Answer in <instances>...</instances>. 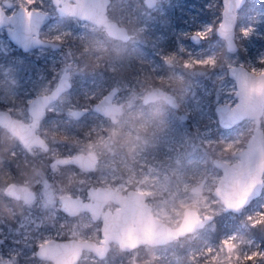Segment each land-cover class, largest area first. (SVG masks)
Returning a JSON list of instances; mask_svg holds the SVG:
<instances>
[{"label": "rangeland", "instance_id": "rangeland-1", "mask_svg": "<svg viewBox=\"0 0 264 264\" xmlns=\"http://www.w3.org/2000/svg\"><path fill=\"white\" fill-rule=\"evenodd\" d=\"M112 1L110 10L119 11L115 20L133 30L136 19L138 25L143 28L142 35H138L125 46H117L123 47L125 51L110 64L112 68L122 70L130 63L135 79L129 76L117 80L109 73L100 75L97 79L92 76H89L90 79L86 76L73 77L74 67L86 59H76V54L81 52L84 45H88L91 50L97 45L108 43L98 36L101 32L89 22L77 20L66 25L57 23L58 13L51 0H39L33 7L52 18L40 30V36L60 44L59 50L39 48L24 53L12 44L5 29H0V100H9L7 105L0 103L1 109L29 122L27 103L36 95L48 93L66 68L70 72L72 83L71 89L50 105L49 110L54 116L44 120L39 129L50 145L47 152L39 148L27 150L15 137L10 141L9 132L0 127V149H8L0 151V204L15 212L16 201H27L6 195L3 190L9 183L26 186L36 194L32 202L27 201L23 215L17 216L18 223L4 222L0 217V264H6L7 261L10 264H52L33 255L37 245L51 239L100 241L101 220L93 221L87 211H81L76 216L66 214L60 209L59 198L67 194L87 200L89 188L97 186L111 187L126 193L130 189L125 183L128 173L121 163L115 162L120 160L121 152H117L112 158L114 163H99L94 171L83 172L73 164L71 158L78 153H87L85 146L88 139L84 141L80 136L73 134L77 140L72 144L60 134L64 135L70 125L74 129L87 125V132L93 135L99 131L102 124L106 123L104 117L90 112L84 120L76 121L69 112L81 108L77 99L83 102L101 99L104 90H107L111 83L121 88L122 92L114 101L124 104L123 111H138L145 116L152 105L144 106L141 103L142 90L153 84V79L163 81L169 75H184L191 85L192 100L178 114L172 108L166 107L164 125H150L152 134L145 137L149 146L141 151L134 164L138 185L135 190L142 188L153 193L161 191L165 198L172 197L170 202L156 195L147 198L154 214L166 211L169 216L174 215L172 205L177 199L189 196L191 189L202 181L206 182L202 193L213 189L217 178L221 176L220 169L213 164L214 159L234 163L226 152L219 151L220 142L238 139L237 133L243 130L242 125L246 126L251 120L247 119L231 129H224L218 122L215 106L235 99L233 95H229L235 87V82L227 74L228 65L250 64L259 67L258 60L264 57V0H246L239 10L236 29L239 50L234 54L227 53L225 42L221 38L217 35V38H214L215 30L207 39L198 43L189 40L191 34L202 31L207 26L215 29L221 19V0H157V6L152 10L148 11L142 7L132 10L133 17L126 14L127 0ZM0 3H3V0H0ZM16 8L13 3V10ZM11 11L7 10L8 13ZM241 27L253 29L248 38L240 37ZM65 32L70 35L63 36ZM56 35H62V41L56 42ZM77 45L78 50L71 48ZM142 45L146 48L141 47ZM92 54L95 55L94 51ZM209 56L220 58L222 66L214 73L188 72L182 67L186 60H199ZM166 57L175 58L171 65L166 63ZM181 57L182 61L179 60ZM138 59L144 61L140 72L135 70ZM69 65L71 67H68ZM10 97L13 99L10 100ZM93 104L86 108L91 110ZM182 115L186 118L182 119ZM125 132L135 135V129L127 125ZM61 159H66L69 163L57 164L53 169L51 163ZM140 181H143V184H140ZM106 207L111 211L117 208L112 203ZM261 210H264V186L261 196L253 200L240 214L223 212L222 205H216L219 214L213 222L184 239L157 249L164 257L162 264H189V258H192L195 264H203L207 259L203 256L204 250H219L221 240L233 234L237 235L239 252H251L258 247L264 251V227L252 228L246 219ZM46 218L53 222V227L41 226L46 222ZM249 240L254 241L251 247ZM139 252L143 257L142 248ZM197 256L200 259H195ZM130 257L131 253L120 254L117 246L113 244L106 259H97L93 253L84 252L78 264H130ZM258 264H264V261Z\"/></svg>", "mask_w": 264, "mask_h": 264}, {"label": "snow or ice", "instance_id": "snow-or-ice-1", "mask_svg": "<svg viewBox=\"0 0 264 264\" xmlns=\"http://www.w3.org/2000/svg\"><path fill=\"white\" fill-rule=\"evenodd\" d=\"M39 0H3V6L0 7V24L5 23L13 16H6L5 6L12 7L13 3L19 9L22 19L29 32L34 34L35 42L44 44L50 41H44L39 38L38 27L45 19V14L40 9L33 7ZM56 11L62 15H78L81 20H91L104 27L110 35L117 31L116 25H109L104 18V2L103 0H83V6L72 3V0H52ZM153 0H148L147 6L151 7ZM239 0H223L222 16L220 22L215 29L207 26L204 30L193 34L194 39H207L209 34L214 30L217 34L231 42L234 32L235 12L239 8ZM122 31V30H121ZM252 28L242 30V35L247 36L252 32ZM70 35L69 32L63 33V36ZM62 35H56L54 40L60 42ZM127 39V37H124ZM69 55H71L69 51ZM174 57H166V63H172ZM215 63L214 59L207 57L204 59L186 60L183 67L190 69L193 66L204 67L211 66ZM259 67L253 65L239 64L231 68L232 78L235 81V87L229 95H233L235 99L225 102L222 109L225 118L229 124H236L254 115L264 113V57L258 60ZM68 67H71L69 65ZM70 75L66 68L59 76V80L52 98L58 96L62 91L69 87ZM115 91L103 96L97 101L96 110L102 111L105 115L115 119L121 109L111 104ZM156 94L152 98H155ZM48 97H45L47 101ZM148 98L145 99V103ZM87 111V109H84ZM82 113L80 111H71L70 115L78 118ZM30 134L28 129L24 130L21 139L24 140L26 135ZM254 150L248 153L241 152L238 155V163L234 166L220 165L224 169L223 175L217 178L213 189H209L210 193H214L216 200L222 205V211L242 210L253 197L254 193L261 186H264V125L257 122L256 132L252 138ZM233 144L227 143L224 151H232ZM83 159V158H82ZM88 160L95 164V157L90 152ZM69 161L61 159L52 164L55 169L57 164H68ZM84 166V165H82ZM91 167V165H88ZM205 183H201L198 187L191 189V202L180 201L179 208H174L173 212L178 219L171 220L166 211L153 213L145 203L146 198L152 197L154 193L150 190L137 188L135 192L129 193L127 197L118 198L120 207L117 209L116 216L112 219L113 224H118L123 220L128 225L127 239L129 247L135 246L138 242L137 235H141L146 239H150L153 235H164L173 239H179L185 235H190L197 229L202 228L204 224L212 220V217L200 213L201 193L204 190ZM187 185L185 191H187ZM219 214V213H218ZM248 224L252 228L264 227V210L257 211L253 215L246 217ZM166 222H170L173 226L167 227ZM237 235L233 234L221 240L219 250L207 248L204 250L203 256L207 257L203 264H258L264 261V251L253 250L251 252L241 253L238 251ZM254 243L249 240V247ZM45 244L37 245L38 249H44ZM223 255H220V253ZM41 251V255H43ZM195 259H200L197 256ZM6 264H10L9 261Z\"/></svg>", "mask_w": 264, "mask_h": 264}, {"label": "clouds", "instance_id": "clouds-1", "mask_svg": "<svg viewBox=\"0 0 264 264\" xmlns=\"http://www.w3.org/2000/svg\"><path fill=\"white\" fill-rule=\"evenodd\" d=\"M148 0H127L126 4V14L129 17H133L131 11L135 8L141 7V5L147 6ZM245 0H239V5L242 6ZM72 3L83 6V0H72ZM155 0H153V4ZM58 19L57 23H61L66 25L68 22H76L79 20L78 15H62L58 11ZM222 16V13H221ZM111 19V18H110ZM113 23H117L118 21H112ZM235 24V19H234ZM93 27L104 34L105 39L111 40L110 34L104 31V27L100 24L93 23ZM251 28V27H247ZM246 29L245 27H241L239 30L240 37L248 38L247 36L242 35V30ZM125 33H127L129 40L136 38L138 35H142L143 28L138 25L136 19L134 21V29L129 30L128 27L124 29ZM219 37L223 38L222 35ZM55 38V37H54ZM126 43V42H125ZM95 53L93 55L92 53ZM125 49L123 47H117L113 44L109 47L108 44H100L95 46L90 50L88 45H84L82 47L81 52L76 54V59L81 60L82 57H86L83 59L80 65H77L73 69V77L84 78V76H94L97 74L104 73L105 70L108 71L113 77L117 80H122L124 77L132 76L134 79L136 76L133 75V67L131 64H127L122 70L114 69L110 66L111 62L115 59L121 57L124 53ZM227 53L231 54L236 51V46L233 44L232 40L229 42L227 40ZM214 59L215 63L211 66L197 67L193 66L190 69H186L188 72L199 71L203 74L205 71L209 73H214L217 68L221 67L220 58L217 56H209ZM225 64L227 63V57L224 58ZM171 65V63H168ZM144 65L143 60L136 61V72L142 71ZM183 67V66H182ZM228 67H231L228 65ZM164 89L168 91L165 92ZM191 85L190 82L185 78L184 75L172 76L169 75L164 78L163 81L156 80L155 83L150 84L147 88L142 90L141 102L145 103V99L148 98V102L146 105L151 103L152 107L150 108L148 115L145 116L142 113L130 112V111H120V114L113 119L111 116H107L106 123H103L100 130L96 131L93 135L91 132L85 133L88 137L87 145L85 146V150L88 153H92L95 157V161L97 164L104 163L105 165L109 163H114L113 157L117 152H121L120 160L115 161L122 164V167L125 169L128 175L126 176L125 183L130 186L131 191L134 192L135 187H137V177L134 169V164L136 162V158L140 155L141 151L149 146V141L145 138L147 135H151L150 125L155 124L157 126H162L165 123V108L168 107V95H175L176 102L171 105L172 110L178 114L180 110L186 106V104L192 100L190 95ZM159 94L162 96V99L152 98L153 95ZM53 95V94H52ZM155 96V97H156ZM13 99L10 97V100ZM0 103L9 104V100H0ZM126 108V106H125ZM260 122L264 125V113H261L259 116L253 118L251 123H248L246 126H243V130L237 133L238 139H233L229 141L220 142V152H225L224 148L227 143L233 144V150L226 152L229 157L234 161L233 165L238 163V155L241 152L248 153L254 150V146L252 145V138L256 132L257 122ZM129 126L135 129V135H129L125 132V127ZM6 131V130H5ZM8 139L11 141L15 139L8 134ZM47 151V149H45ZM0 151H8L7 148L0 149ZM95 170V168L93 169ZM35 175V173H33ZM140 184H143V181H140ZM154 195L161 197V199H167L169 202L172 197L165 198L161 191H157ZM192 194L189 196H185L182 199H177L176 203L172 205L174 208H179V204L181 200L185 202H191ZM17 204L15 212L12 209L7 207L4 204H0V217L4 219V222L18 223L17 216H22L24 208L27 206V201H16ZM219 203L216 200L214 193H201V202H200V213L201 215H209L212 217V220L218 215L216 211V205ZM215 213V214H214ZM171 220L178 219L176 215L170 216ZM42 227H53V222L47 220L42 223ZM167 227H172L173 225L170 222H166ZM196 231L191 233L194 234ZM190 235H185L179 239H173L164 235H153L150 239H145L137 242L135 246L129 247L128 245H117V250L120 254L125 252L131 253L130 264H162L164 257L162 254L158 253L157 249L160 247H166L167 245L177 241L184 239ZM143 249V257H141L139 249ZM109 250H105L99 254L100 259L104 260L107 258V252ZM35 258H40L41 253L39 249L37 252L33 254ZM189 264H195V261L192 258H189Z\"/></svg>", "mask_w": 264, "mask_h": 264}, {"label": "water", "instance_id": "water-1", "mask_svg": "<svg viewBox=\"0 0 264 264\" xmlns=\"http://www.w3.org/2000/svg\"><path fill=\"white\" fill-rule=\"evenodd\" d=\"M104 2V18L106 22L109 25H116L117 31L114 32V34L110 35L113 38L120 39L124 42L129 41L127 33H125L124 26H120L118 23H113L108 19V16L106 14L107 11V6L110 2V0H103ZM246 2V0H245ZM244 2V4H245ZM156 3V2H155ZM155 3L149 7L153 8L155 6ZM222 3V8H223V0H221ZM239 6L238 11L235 12V24H234V32L232 34V42L236 46V52L239 50L238 43L236 41V26L238 24V12L239 10L242 9L244 6ZM1 7V6H0ZM42 12V11H41ZM15 15L13 16L12 14H6V16H13L12 19L7 20L5 23L0 24V28L6 27L7 31V36L9 40L17 46L20 50L23 52H29L37 48H51L52 50L56 51L59 50L61 45L55 42L50 41L46 42L44 44H38L35 42L34 34L32 32H29L23 19L21 16V13L19 12V9L14 12ZM45 19L43 22L39 25L38 27V35H39V30L44 27L47 23L51 21V17L45 13ZM222 13V11H221ZM81 20V19H80ZM84 21H89L91 23H94V21L91 20H84ZM122 30V31H121ZM106 31V30H105ZM216 35L218 36L217 32ZM127 37L125 39L124 37ZM219 37V36H218ZM40 38V37H39ZM221 38V37H219ZM41 39V38H40ZM191 41L193 43H198L200 39H194L193 34L190 37ZM224 40L226 48H227V40L225 38H221ZM44 40V39H41ZM44 41H49V40H44ZM231 53V54H234ZM238 66V65H234ZM233 66L229 67L227 70V74L229 78H232L231 74V68ZM64 72V71H63ZM62 72V73H63ZM69 72V71H68ZM61 73V74H62ZM60 74V75H61ZM70 75V72H69ZM59 80V78H58ZM58 80L56 82V85L48 92L45 94H39L36 95L33 99H31L28 104H27V113L30 116V121L25 122L22 121L18 118H15L12 116V114L6 110L0 109V127L4 128L7 130L13 137H15L24 148L30 150L32 148H40L43 151H46L45 149L48 150L49 145L46 142V140L40 135L38 132L41 122L46 118L47 115V109L50 107L52 103H54L57 99H59L65 92L70 90L72 84L69 79V87L62 91L58 96L55 98H52V94L55 91V88L57 86ZM235 82V81H234ZM115 91L117 92V88L113 87L106 95L109 93ZM167 92L166 90H164ZM45 97H48L47 101H45ZM114 98V96H113ZM113 98L111 101V104L115 107H119L121 109V105L113 103ZM156 99H162L163 97L157 94L155 97ZM168 100V105L171 106L175 104L176 98L174 95H168L167 97ZM96 104H94L92 110L95 113H100L101 115L107 117L102 111H97L96 110ZM224 107V104L222 105H216L215 106V112L218 117V122L224 129H231L234 126L238 125L241 122H238L236 124H229L227 119L224 116V113L222 111ZM72 111H80L82 114L78 118L74 119H80L83 117L87 112L84 111L83 109H74ZM71 112V111H70ZM261 114V113H260ZM260 114L254 115L253 117L247 118L249 120H252L253 118L259 116ZM186 116L182 115V119H185ZM245 119V120H247ZM244 121V120H243ZM28 129L30 134L26 135L25 139H21V135L24 134V130ZM89 156V153H78L75 156H73L72 160L73 162L82 170V171H93L94 168H96L97 163L92 164L91 160H88L87 157ZM83 158V159H82ZM213 164L216 166V168L220 169L221 171V176L223 175L224 169L220 167V165L224 166H232L233 163H228L224 160L220 159H214ZM84 165V166H82ZM88 165H91L89 167ZM201 183H204V181L200 182L199 184L195 185L194 187H198ZM262 189L263 186L259 187L257 191L254 193L253 197L250 199L249 203L245 206L247 207L253 200H256L258 197L261 196L262 194ZM136 190H134L135 192ZM4 192L10 195L15 196L18 199H25L28 200L29 202H32L35 199V193L31 189H29L26 186H20L15 183H9L5 189ZM131 189L127 190L126 195L118 192L114 188H109V187H96L93 188L91 187L88 195L90 197L89 201H83L82 198L80 197H70L68 195H63L60 197V202L61 206L60 209L65 212L66 214L70 216H76L78 215L81 211H88L92 219L94 221L98 220L100 216H102V224H101V236L102 240L98 244L97 242L93 240H81V239H76V238H68V239H51L47 242H44L42 244H45L44 249H39L40 253L43 251V255H41V259L48 260L52 262V264H78L81 260V257L84 252H91L94 254V256L97 259H100L99 254L101 252H104L105 250L110 249V243H115V244H120V245H127L129 243L127 237V232H128V225L121 220L118 224H113L112 219L116 216L117 214V209L113 211V213H110L109 210L103 211L104 206L107 204L108 201H112L115 205L120 207L119 199L118 198H124L129 195V193H132ZM145 203L148 205V207L152 210V206L146 202ZM244 207V208H245ZM243 208V209H244ZM240 210L239 212L235 211H225V212H231L233 214H240L242 211ZM153 212V211H152ZM212 221H208L204 224L202 228H204L206 225L211 223ZM202 228L197 229L201 230ZM196 231V232H197ZM195 232V233H196ZM141 235H137V240L138 242L141 240H145ZM38 249V248H37ZM36 249V252H37ZM108 254V252H107Z\"/></svg>", "mask_w": 264, "mask_h": 264}, {"label": "flooded vegetation", "instance_id": "flooded-vegetation-1", "mask_svg": "<svg viewBox=\"0 0 264 264\" xmlns=\"http://www.w3.org/2000/svg\"><path fill=\"white\" fill-rule=\"evenodd\" d=\"M52 1V0H51ZM155 6L153 7V8H149L148 6H146V5H141V7L143 8V9H147L148 11L149 10H152V9H154V8H156V6H157V0H155ZM112 3H113V1L112 0H110V2H109V4H108V6H107V11H106V14H107V16H108V19L110 20V21H117V20H115V16H116V14L117 13H119V11L118 10H113V11H111L110 10V7H111V5H112ZM0 6L2 7L3 6V3H0ZM18 8V7H17ZM17 8L15 9V10H13V6L12 7H7V6H5V12H6V14H12V13H14L16 10H17ZM8 9H10V10H12L10 13H8L7 12V10ZM111 18V19H110ZM52 19V18H51ZM80 20V19H79ZM81 21H84V20H81ZM85 22H89V21H85ZM89 23H91V22H89ZM120 26H124V27H128L129 28V30H131V28H130V26H128V25H126V24H124V23H120V22H117ZM48 24V23H47ZM92 25H93V23H91ZM237 26H238V24H237ZM237 26H236V29H237ZM3 29H5L6 27H2ZM2 28H0V29H2ZM43 28V27H42ZM41 28V29H42ZM40 29V30H41ZM40 30H39V37L41 38V39H43L41 36H40ZM5 31H6V29H5ZM104 31H105V29H104ZM106 32V31H105ZM6 34H7V31H6ZM192 35V34H191ZM191 35H190V37H191ZM104 42H106V43H108V44H115L116 46H118V45H120V46H125V45H127V44H129L130 42H131V40H129V41H127L126 43L124 42V41H122V40H120V39H116V38H113V37H111V40L109 41V40H107V39H105V37H104V34L103 33H100L99 35H98ZM8 37V36H7ZM190 37H189V40L191 41V39H190ZM44 40H46V39H44ZM223 40V39H222ZM50 41V40H49ZM224 41V40H223ZM237 41V40H236ZM53 42V41H52ZM192 42V41H191ZM193 43V42H192ZM13 44V43H12ZM17 47V46H16ZM37 49H39V48H37ZM51 49V48H50ZM34 50H36V49H34ZM34 50H32V51H34ZM22 51V50H21ZM54 51V50H53ZM23 52V51H22ZM29 52H31V51H29ZM29 52H24V53H29ZM103 74H108V71L107 70H105L104 71V73H102V74H100V75H103ZM126 78H128L129 76H125ZM70 81H71V79H70ZM72 84V83H71ZM111 86V87H110ZM72 87V86H71ZM113 87H116L117 88V92H116V94L114 95V98H113V103H115V104H119V105H121V110L123 111L124 110V104H122V103H117V102H115L114 101V99H115V97L117 96V95H119L122 91H121V88L119 87V86H117V85H115V83H111V84H109L108 85V88H107V90H104V95L103 96H105ZM71 89V88H70ZM165 90V89H164ZM69 91V90H68ZM130 91V90H129ZM167 91V90H166ZM66 93V92H65ZM173 95V94H172ZM102 96V97H103ZM101 97V98H102ZM95 101H98V99H93V100H91V101H89L90 103L89 104H91V103H97V102H95ZM144 106H151V103H149V104H145V103H143V102H141ZM28 104V103H27ZM53 104V103H52ZM88 104V105H89ZM94 104H93V106H94ZM88 105L87 106H85V107H81L80 109H87L88 110V112L83 116V117H81L80 119H74L71 115H70V112H69V115L72 117V119L73 120H76V121H79V120H84L86 117H87V115L90 113V112H93V110L91 109H88V108H86V107H88ZM93 106H92V108H93ZM168 107H170L171 108V106H169L168 105ZM145 108H147V107H145ZM1 109V108H0ZM74 110V109H73ZM48 112H51L50 110H49V108L47 109V115H48ZM95 113V112H94ZM28 114V113H27ZM96 114H99L100 116H102V117H104V119L105 120H107V117H105V116H103V115H101L100 113H96ZM46 115V118L44 119V120H46L47 118H48V116ZM14 117V116H13ZM30 117V116H29ZM16 118V117H15ZM181 118H182V116H181ZM43 120V121H44ZM42 121V122H43ZM42 122H41V124H42ZM40 127H41V125H40ZM40 129V128H39ZM38 132H39V130H38ZM40 133V132H39ZM41 135V134H40ZM42 136V135H41ZM43 137V136H42ZM44 138V137H43ZM45 139V138H44ZM47 142V141H46ZM48 143V142H47ZM22 145V144H21ZM48 145H49V143H48ZM40 149V148H39ZM50 149V145H49V148H48V150ZM28 150V149H27ZM31 150V149H30ZM47 150V151H48ZM47 151H45V152H47ZM75 156V155H74ZM73 158V157H72ZM72 158H71V161L73 162V160H72ZM53 162H55V161H53ZM53 162L51 163V164H53ZM73 164L75 165V166H77L74 162H73ZM78 167V166H77ZM96 167H97V165H96ZM79 168V167H78ZM96 169V168H95ZM81 170V169H80ZM82 171V170H81ZM94 171V170H93ZM83 172H92V171H83ZM8 185V184H7ZM6 185V186H7ZM5 186V187H6ZM5 187H4V189H5ZM97 187H99V186H97ZM100 187H104V186H100ZM91 188V187H90ZM90 188H89V190H90ZM93 188H96V187H93ZM109 188H111V187H109ZM115 189V188H114ZM32 190V189H31ZM89 190H88V192H89ZM33 191V190H32ZM118 191V190H117ZM3 192H4V190H3ZM88 192H87V195H88ZM119 192V191H118ZM5 193V192H4ZM35 193V192H34ZM121 193V192H120ZM126 193H127V191H126ZM126 193H122V194H124V195H126ZM6 195H10V194H7V193H5ZM65 195V194H64ZM67 195V194H66ZM11 196H13V195H11ZM63 196V195H62ZM69 196V195H68ZM14 198H16L15 196H13ZM35 197H36V194H35ZM61 197V196H60ZM71 197V196H70ZM81 198V197H80ZM16 199H18V198H16ZM19 200H25V199H19ZM83 200V199H82ZM90 200V197H89V195H88V199L87 200H83V201H89ZM28 201V200H27ZM59 201H60V198H59ZM146 202L147 203H149L148 202V200H147V198H146ZM110 203H112V204H114L112 201H108L107 202V204L104 206V208H103V211H106V210H109V212L110 213H113V211L115 210V209H117V208H119V206H117V208H115V209H113L112 211L108 208V207H106L108 204H110ZM150 204V203H149ZM115 205V204H114ZM151 205V204H150ZM152 211H153V208H152ZM88 212V211H87ZM89 213V212H88ZM91 215V214H90ZM91 218H92V216H91ZM93 220V219H92ZM98 220H101V224H102V216H100L99 218H98ZM98 220H96V221H98ZM94 221V220H93ZM214 221V220H213ZM212 221V222H213ZM203 229V228H202ZM100 234H101V226H100ZM68 239V238H67ZM1 240V239H0ZM86 240H89V239H86ZM102 240V236H101V239H100V241ZM94 241V240H93ZM100 241L99 242H97L98 244L100 243ZM96 242V241H95ZM116 245L117 246V244H115V243H110V250H111V247H112V245ZM37 249V248H36ZM89 252V251H88ZM109 252L110 251H108V254H109ZM107 254V255H108Z\"/></svg>", "mask_w": 264, "mask_h": 264}, {"label": "trees", "instance_id": "trees-1", "mask_svg": "<svg viewBox=\"0 0 264 264\" xmlns=\"http://www.w3.org/2000/svg\"><path fill=\"white\" fill-rule=\"evenodd\" d=\"M214 38H217L216 34H214ZM141 47H143L144 49L146 48L145 45H142ZM71 48L74 49V50H76V49L78 50L79 46L77 45L75 48L73 46H71ZM179 60L182 61V57L179 58ZM99 76L100 75L97 74V75H94L92 77H93V79H97ZM86 77H87V79H90L89 76H86ZM156 80L157 79H153L151 82L155 83ZM77 104H78L79 107H85V106H87L89 104V102L88 101L87 102H83V101L77 99ZM47 116H48V118H53L54 114H53V112H48ZM59 118H60V116H59ZM87 130H88V126L87 125H83L82 127H78L77 129H74V127L70 125L69 129H67V132L64 135L60 134V136L63 137V138H67L68 140H70V143H72V144L74 143L75 144V141L77 139H74V137L72 135L75 134L77 136H80L84 141H87L88 137L85 135V133H87ZM65 135H66V137H65Z\"/></svg>", "mask_w": 264, "mask_h": 264}]
</instances>
